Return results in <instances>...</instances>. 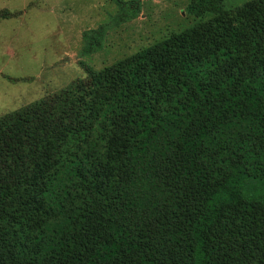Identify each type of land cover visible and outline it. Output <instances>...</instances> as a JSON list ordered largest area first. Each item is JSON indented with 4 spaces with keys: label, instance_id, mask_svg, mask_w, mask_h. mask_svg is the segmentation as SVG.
Here are the masks:
<instances>
[{
    "label": "trees",
    "instance_id": "obj_1",
    "mask_svg": "<svg viewBox=\"0 0 264 264\" xmlns=\"http://www.w3.org/2000/svg\"><path fill=\"white\" fill-rule=\"evenodd\" d=\"M224 2L0 116V264H264V0Z\"/></svg>",
    "mask_w": 264,
    "mask_h": 264
},
{
    "label": "rangeland",
    "instance_id": "obj_2",
    "mask_svg": "<svg viewBox=\"0 0 264 264\" xmlns=\"http://www.w3.org/2000/svg\"><path fill=\"white\" fill-rule=\"evenodd\" d=\"M189 1L0 0V116L210 16Z\"/></svg>",
    "mask_w": 264,
    "mask_h": 264
}]
</instances>
